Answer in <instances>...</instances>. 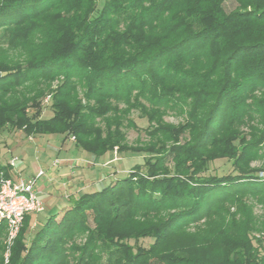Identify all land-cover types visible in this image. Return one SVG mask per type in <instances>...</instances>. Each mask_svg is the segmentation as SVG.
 I'll list each match as a JSON object with an SVG mask.
<instances>
[{"label":"trees","instance_id":"obj_1","mask_svg":"<svg viewBox=\"0 0 264 264\" xmlns=\"http://www.w3.org/2000/svg\"><path fill=\"white\" fill-rule=\"evenodd\" d=\"M224 1L0 0V131L143 158L33 234L25 215L7 264H264L249 222L223 224L215 256L157 253L188 226L230 215L226 206L264 199L250 169L264 159V0H233L228 12ZM46 96L52 114L40 118ZM132 111L146 119V143L126 140L138 130ZM170 111L179 123L164 121ZM219 159L234 173L207 174ZM11 168L0 163L5 177ZM135 220L146 226L131 229Z\"/></svg>","mask_w":264,"mask_h":264},{"label":"rangeland","instance_id":"obj_2","mask_svg":"<svg viewBox=\"0 0 264 264\" xmlns=\"http://www.w3.org/2000/svg\"><path fill=\"white\" fill-rule=\"evenodd\" d=\"M223 6L228 12L235 8V3L233 0H225ZM51 114V105L49 103L45 104L41 109L40 118H47ZM130 118L136 123L138 130H124L127 142L130 145L146 143L149 138L147 133L142 130L147 126L146 119L141 118L138 111H132ZM163 119L165 122L174 125L181 120L180 116L173 111L168 112ZM262 146L261 150L264 152V145ZM11 159H14L15 168L22 169L25 166V169L22 171L23 177L36 175L37 172L42 171L40 169L44 165L50 166V164H55L56 169H61V167L64 169L69 166L59 165L64 160L71 161L72 166L77 162L79 163V166H73L75 170L71 178V184L65 185V195L60 198L55 209H51L52 201H49L47 204H44L42 212L30 216L27 234H33L44 219L58 209V207L66 206L69 198L99 190L108 183L127 176L133 166L143 163L140 153L107 151L101 155H93L77 149L70 137L64 139L63 136H25L22 131L6 128L0 131V163H5ZM261 162L263 163L264 159L262 161L259 158L258 161L250 164V169L254 171V177L258 179L264 178ZM233 167L231 161L225 159L215 160L209 164L207 174L221 176L234 173ZM168 168L171 170V165ZM77 181L80 183L79 185L75 183ZM41 198L43 199L45 196L42 194ZM240 203L242 205L238 209H233L229 205L225 207L231 217L230 215L221 214L210 222L201 221L198 224L190 225L184 230V233L172 236L160 244L157 253L169 256L174 251L188 249L195 251L194 253L197 254L205 253L215 256L217 253L210 244L212 238H216V235H220L222 232V225L229 223L232 224L230 227H233L244 222L245 224L247 222L251 223V230L249 232L251 243L254 246H258L257 249L260 253H264V199L245 197L241 199ZM168 214L162 213L160 217L166 220ZM136 221H129L127 225L131 229L146 226V224H141V221ZM16 236L10 241L7 228L0 233V264L8 263ZM151 242L152 240L143 239L139 240L136 244L148 247Z\"/></svg>","mask_w":264,"mask_h":264},{"label":"built area","instance_id":"obj_3","mask_svg":"<svg viewBox=\"0 0 264 264\" xmlns=\"http://www.w3.org/2000/svg\"><path fill=\"white\" fill-rule=\"evenodd\" d=\"M49 99L46 96L43 103L48 104ZM8 164L14 167V159ZM42 175L43 171H39L34 176L14 180L0 171V222L5 223L10 241L19 232L25 215L37 214L44 209L36 191V182Z\"/></svg>","mask_w":264,"mask_h":264},{"label":"crops","instance_id":"obj_4","mask_svg":"<svg viewBox=\"0 0 264 264\" xmlns=\"http://www.w3.org/2000/svg\"><path fill=\"white\" fill-rule=\"evenodd\" d=\"M10 160H7L5 163H9ZM72 162L68 160H64L63 162H60V166H66L68 167L62 169H56L55 164H50V166L44 165V167L40 170L43 171V175L37 180L36 182V191L38 197L43 201L44 204H47L49 201H52L51 203V209L54 210L57 206L58 202L60 201V198L64 197L65 195V187L68 184H71V178L73 177L74 173V167L79 166V163L77 162L75 165H71ZM25 169V166L21 169H17L12 167L9 171V176L12 179H19V178H27L30 176L23 177L22 171ZM34 176V175H31ZM78 185L80 183L75 182ZM74 184V183H73ZM66 185V186H65ZM42 194L45 196V198H41ZM57 199V200H55ZM50 209V210H51Z\"/></svg>","mask_w":264,"mask_h":264}]
</instances>
